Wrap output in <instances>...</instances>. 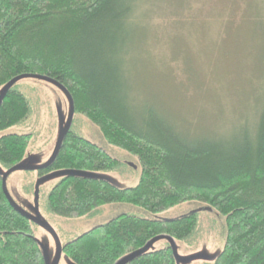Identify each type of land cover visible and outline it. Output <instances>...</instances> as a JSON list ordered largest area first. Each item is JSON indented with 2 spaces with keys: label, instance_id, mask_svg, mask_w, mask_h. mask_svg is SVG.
I'll use <instances>...</instances> for the list:
<instances>
[{
  "label": "trees",
  "instance_id": "obj_1",
  "mask_svg": "<svg viewBox=\"0 0 264 264\" xmlns=\"http://www.w3.org/2000/svg\"><path fill=\"white\" fill-rule=\"evenodd\" d=\"M135 0H0V131L27 118V98L14 88L24 77L58 85L74 111L97 124L106 140L138 156L136 186L67 175L49 192V209L80 217L127 202L154 218L119 214L60 246L75 264H115L157 236L188 238L197 213L158 214L198 201L225 216L227 235L213 264H264V106L252 122L225 136L183 132L159 105L132 96L125 77L132 46ZM128 66V67H127ZM30 134L0 136V163L17 169ZM117 160L70 128L40 175L62 169L108 171ZM0 173V264H45L33 219L4 191ZM4 186V187H3ZM6 190V189H5ZM210 210V211H211ZM128 264H177L171 247L132 256Z\"/></svg>",
  "mask_w": 264,
  "mask_h": 264
},
{
  "label": "rangeland",
  "instance_id": "obj_2",
  "mask_svg": "<svg viewBox=\"0 0 264 264\" xmlns=\"http://www.w3.org/2000/svg\"><path fill=\"white\" fill-rule=\"evenodd\" d=\"M132 46L125 77L136 96L159 105L183 132L225 136L256 119L264 106V0H135ZM28 100L24 120L0 131L30 134L17 169L5 176V189L15 206L32 219V231L45 264H75L59 247L119 214L155 215L127 202L104 204L80 217H63L48 207L50 190L65 176L103 178L133 187L141 176L138 156L110 144L87 115L72 111L65 92L40 77L14 83ZM4 91L0 87V97ZM70 128L117 160L108 171L62 169L40 175L57 143ZM222 136V137H223ZM197 213V225L186 239L163 234L120 257L115 264L163 247H171L177 264H213L223 250L225 216L198 201L176 204L158 216L173 219Z\"/></svg>",
  "mask_w": 264,
  "mask_h": 264
},
{
  "label": "water",
  "instance_id": "obj_3",
  "mask_svg": "<svg viewBox=\"0 0 264 264\" xmlns=\"http://www.w3.org/2000/svg\"><path fill=\"white\" fill-rule=\"evenodd\" d=\"M4 92H5V90L3 91L2 95L4 94ZM72 111H73V108H72ZM68 130H69V128L66 130V132L64 133V135L67 133ZM64 135H63V136H64ZM63 136H62V137H63ZM62 137H61V139H62ZM61 139H60V140H61ZM60 140H59V142H60ZM59 142H58V143H59ZM58 143H57V146H56V149H55L54 153L56 152V150H57V148H58ZM54 153H53V154H54ZM3 187H4V186H3ZM4 191L6 192L5 187H4ZM205 209H206V210H209V211L211 210V208H209V207H205ZM59 249H60V247H59Z\"/></svg>",
  "mask_w": 264,
  "mask_h": 264
},
{
  "label": "bare ground",
  "instance_id": "obj_4",
  "mask_svg": "<svg viewBox=\"0 0 264 264\" xmlns=\"http://www.w3.org/2000/svg\"><path fill=\"white\" fill-rule=\"evenodd\" d=\"M195 229V228H194Z\"/></svg>",
  "mask_w": 264,
  "mask_h": 264
}]
</instances>
